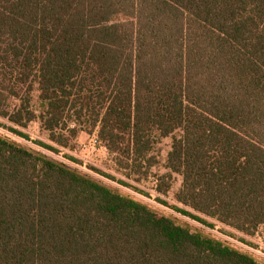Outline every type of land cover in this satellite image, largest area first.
Segmentation results:
<instances>
[{
    "label": "trees",
    "instance_id": "obj_1",
    "mask_svg": "<svg viewBox=\"0 0 264 264\" xmlns=\"http://www.w3.org/2000/svg\"><path fill=\"white\" fill-rule=\"evenodd\" d=\"M0 117L38 120L61 147L72 120L73 135L97 129L133 174L171 136L176 201L253 236L264 229V0H0ZM0 264L264 259L0 135Z\"/></svg>",
    "mask_w": 264,
    "mask_h": 264
},
{
    "label": "rangeland",
    "instance_id": "obj_2",
    "mask_svg": "<svg viewBox=\"0 0 264 264\" xmlns=\"http://www.w3.org/2000/svg\"><path fill=\"white\" fill-rule=\"evenodd\" d=\"M37 96L35 91L30 94V105L33 109H37L39 105ZM18 103L10 99L6 103L5 112L12 115ZM69 125L68 129L61 132L66 147L58 146L50 141V134L43 129L38 120L27 123L25 127H18L0 117V135L15 139L40 153L60 155L59 160L72 169L134 198L158 214L171 217L248 253L252 250V255L263 259V228H260L253 236H245L211 218L194 213L190 208L176 201L175 196L181 189L182 178L166 168L167 156L172 146L171 136L166 138L154 136L149 156L152 167L148 170L143 164L142 170L138 174H133V172L120 170L117 167L114 156L109 155L103 143L99 141L97 129H86L82 124L75 129L76 133L73 135L70 131L74 128V121L69 122ZM184 212L199 217L205 223L187 216Z\"/></svg>",
    "mask_w": 264,
    "mask_h": 264
},
{
    "label": "built area",
    "instance_id": "obj_3",
    "mask_svg": "<svg viewBox=\"0 0 264 264\" xmlns=\"http://www.w3.org/2000/svg\"><path fill=\"white\" fill-rule=\"evenodd\" d=\"M50 156H52V157H54V158H56V159H58V160L60 159V158H59L60 155H59V156H55V155L51 154ZM248 250H250V249H248ZM251 251H252V250H250V253L252 254ZM263 259H264V256H263Z\"/></svg>",
    "mask_w": 264,
    "mask_h": 264
}]
</instances>
